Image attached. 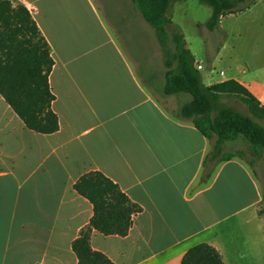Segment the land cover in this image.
I'll return each instance as SVG.
<instances>
[{"label": "crops", "instance_id": "obj_1", "mask_svg": "<svg viewBox=\"0 0 264 264\" xmlns=\"http://www.w3.org/2000/svg\"><path fill=\"white\" fill-rule=\"evenodd\" d=\"M16 1L50 46L60 128H27L0 94V264H80L72 244L94 207L74 184L92 171L139 207L126 236L92 232V249L114 264H182L201 243L226 264L264 258L258 179L238 157L209 160L211 140L169 113L138 75L135 63L147 72L160 49L134 1ZM134 35L139 48L154 49L150 57L136 54ZM233 67L208 85L235 79L264 105V61Z\"/></svg>", "mask_w": 264, "mask_h": 264}, {"label": "trees", "instance_id": "obj_2", "mask_svg": "<svg viewBox=\"0 0 264 264\" xmlns=\"http://www.w3.org/2000/svg\"><path fill=\"white\" fill-rule=\"evenodd\" d=\"M146 21L156 30L163 47L172 38L173 48L166 49L170 67L164 86L167 96L188 94L191 100L175 114L191 119L196 128L209 139L217 137L208 159L218 158V146L243 136L253 146L264 147V105L243 84L229 79L213 85L203 82L196 68V59L186 46L183 33L170 17L172 5L182 0H133ZM208 5L212 14L206 26L216 28L221 19L249 8L255 0H199ZM15 2V4H14ZM176 63L175 68H171ZM54 66L51 49L30 10L16 0H0V94L23 120L27 128L53 134L60 128L58 115L52 109L55 95L49 76ZM221 95H236L249 106L253 115L243 114L220 103ZM74 189L94 207V216L72 244L80 264H114L106 255L91 247V235L97 230L104 235L126 236L132 215L139 211L119 186L99 171L83 175ZM182 264H226L219 251L201 243L188 250Z\"/></svg>", "mask_w": 264, "mask_h": 264}, {"label": "rangeland", "instance_id": "obj_3", "mask_svg": "<svg viewBox=\"0 0 264 264\" xmlns=\"http://www.w3.org/2000/svg\"><path fill=\"white\" fill-rule=\"evenodd\" d=\"M256 2H258L257 8L254 11L249 12L248 10ZM249 4V8L244 11H239L230 16L228 15L224 17L218 26L213 29H209L206 26V23L212 14V10L208 5L199 0H184L172 5L170 11V17L173 22L172 26H176L178 30L183 33L186 46L195 56V66L203 75V82L206 85L212 83L217 76L226 78L230 77L232 72L235 71V67L229 69L228 66L233 62L236 63L237 67L243 66L244 62H247L250 65L263 63L264 0H255ZM117 12H120V8H118ZM257 17H260L261 23L257 22L258 20L255 21V18ZM149 26L157 35V32L152 25L149 24ZM128 27L131 28L130 26ZM129 43L131 47L134 46L135 48H137L139 44L135 35L129 39ZM157 43H159L160 56L157 59L152 56L153 59L150 62H147L148 65H150V69L147 72L146 69L142 72L139 70L140 68H138L136 63L135 67L138 75L149 86L150 91L158 102L169 113L175 115L185 103L191 100V96L188 94L165 96L164 86L166 75L170 69L168 66V56L165 50L168 48L172 49L174 44L172 38H167L164 41L166 47L164 48L159 37H157ZM140 48L138 47L139 51L136 49V54H142L145 58H147V56L150 57L153 54L152 52H154V49L152 50V48H150V55L147 47L143 46L141 49ZM199 65H201L202 68L199 69ZM175 66L176 63H174L171 68H175ZM148 72H151L152 74L150 79L147 77ZM220 103L233 107L239 112L253 117L249 106L239 96L221 95ZM255 120L264 126V119L255 118ZM210 140L212 144V153L217 137L213 136ZM225 156H235L244 161L258 179L261 190L264 194L263 146H253L246 138L239 136L233 141L220 143L218 146V158H223ZM249 240L251 246L252 241L251 239ZM247 264H264V258H248Z\"/></svg>", "mask_w": 264, "mask_h": 264}, {"label": "built area", "instance_id": "obj_4", "mask_svg": "<svg viewBox=\"0 0 264 264\" xmlns=\"http://www.w3.org/2000/svg\"><path fill=\"white\" fill-rule=\"evenodd\" d=\"M198 67H199V69H200V68H202V66H201V65H199Z\"/></svg>", "mask_w": 264, "mask_h": 264}]
</instances>
